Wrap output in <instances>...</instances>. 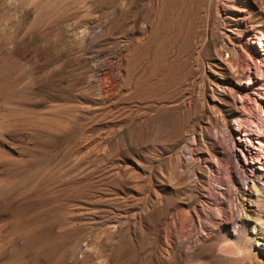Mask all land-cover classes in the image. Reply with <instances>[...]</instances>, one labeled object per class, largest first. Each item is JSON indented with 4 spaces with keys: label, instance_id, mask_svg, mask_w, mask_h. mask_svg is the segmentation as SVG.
I'll list each match as a JSON object with an SVG mask.
<instances>
[{
    "label": "bare ground",
    "instance_id": "1",
    "mask_svg": "<svg viewBox=\"0 0 264 264\" xmlns=\"http://www.w3.org/2000/svg\"><path fill=\"white\" fill-rule=\"evenodd\" d=\"M114 1L115 0H106L107 9L110 7V5H112V3ZM34 2H38V6H36V8H35V15H34L33 21L34 22L37 20L42 21L44 28L46 27V25L51 24V23L54 24V26H56L57 16H58L59 12H61L62 6L64 5L65 1L64 0H36ZM229 2H230L229 0L228 1H225V0H119L118 6L116 8L117 9L116 20H113L111 18L107 19L106 25H104V27H102L104 22H103V24L98 23L96 12H94V9H92L89 6V8L92 10H89L90 13H87L88 15L86 14L87 18L85 17V13H86V11H85L84 18H86V19H82V20H84V23H81L82 25L85 24L84 26H82L84 28L82 30L80 29L79 33L76 30L74 31L73 27L70 28L67 26L68 28H67V30H65L67 35L72 36V37L70 36L72 38V39L70 38V40H72V42H73V37H74L73 32L74 33L77 32L78 35H80V37H81L80 38L81 41L83 40L84 42L87 39H89V40H92V42L96 43L98 41V39H100L99 36L104 34V36L103 35L102 36L104 37L106 43H109V42L112 43V47L107 49L106 53L104 54V57L102 59L98 60V63L100 62L102 64L101 68H94V66L91 64L85 65L83 68L79 67V69H81L79 72V76L82 79V81H84L85 84H87V91L89 90L88 89V87H89L93 91V93L91 92L90 95L91 94L95 95L93 97V99L97 103L99 102L100 105H102V108L105 110V112L108 113V115L110 116L107 120V124L109 126H108V128H106L107 135H105L103 137L104 140H106L112 133H114V131H118L121 128L122 124L128 125L134 121L140 122L144 118V116L152 114L153 112H156L159 109L171 107V108L179 109V111H180L179 112L180 116L178 117V121H176V122H178V128H177V131L174 135V138L171 137V139H173L175 142H177V141L179 142V140H180L182 142V145H181L179 150L172 152V154H171L172 159H173L172 163L175 162L176 166L185 167L186 169L189 170L188 180L191 182L193 187H195V189L198 190V192H199L198 194H193V196H192L193 199L187 204L186 209H183V210L177 209L176 210L175 207H173L172 203L169 205V203H167V201H165L162 197H160L158 195V193L156 192V190L152 186L153 181H156V182L161 181L162 183L166 182V181H164V180H166L165 179L166 174L164 173L165 170L163 171L161 169L163 171V173L165 174L164 176L162 175V172L161 173L159 172V171H161L160 169L158 170L159 173L158 172L156 173L157 170L155 171V169L153 168V166L151 164L152 163L151 161H153V163H156V162H154V160H152L153 158H151L153 155L150 154L149 151H148V153L146 152V149L148 150L149 146H151L150 147L151 149L155 150L156 153L155 152H153V153H155L156 155H158L159 152L165 150V148L167 146H165L162 143V141L159 142V140L161 139L160 137H159L160 139H157L158 137L156 138L158 140V142H156L157 140L155 139L156 140L155 141L152 137L153 141H155L156 143H152L153 141L148 138L149 141L150 140L152 141V142L150 141L151 142L150 143L149 141H147L148 139H146V138L148 136L146 135L147 137H145V140L147 143L149 142L150 144L149 143L148 144L142 143V145H139L138 149H136L137 152L135 151V153L137 154V156H139L140 161L137 162V161L132 160L134 165L137 166V169L141 172V175H134L135 180L132 181L135 185H138V191L137 192L139 195V198L137 201L139 204L138 213L133 215V216H135L139 222V221L146 219L147 214H151V216L154 220L153 223H155L157 225H161V229L164 231V238L166 236L170 240L169 264L170 263L174 264L177 261H179V262L186 261V260L192 259V257H194L196 255L209 256L210 258L209 257L208 258L210 259V261L213 264H244L245 262H247V263L252 262V250H248L245 248V250L240 251L239 248L236 247L237 245L235 246L234 245L235 243L233 244V242H224V243L217 242V237H219L218 236L219 234L220 235L226 234V233L228 234V232H231L232 235H234V234H237L241 228L247 229L249 234L252 235L254 239H256V246L257 247H260L262 245L264 246V218L261 216L254 217L251 214L252 209H256L260 205H262L264 207V34L262 35V37H260V35H259V29L261 27L264 28V7L263 6L262 7L256 6V7H252L249 9L250 12H248V18H250L249 17L250 13H251V16L253 18H252V21L250 23L249 30L247 31L246 37H245V43L247 45V48L249 49V51L247 52V50L246 51L243 50L242 49L243 47H241V45L239 44L240 35L236 34L237 32L235 33V30L240 28L242 26V24L246 21L245 16L244 15L239 16V17L227 16V10L232 8V6H233ZM80 3H82V2H80ZM80 3H79V5H81ZM83 3H84V1H83ZM73 5H75V4H73ZM86 10H88V9H86ZM107 11H109V10H107ZM189 11H191V12L193 11V14L196 17H198V18L200 17L202 19L203 27H202V30L200 29L201 32L198 34H194V33L189 34L188 32L181 33V37L178 40L171 38V35L169 34L170 29L172 30L175 28L178 32V30L181 29V25H182V23H184L186 15ZM83 12L84 11H82L80 14H82ZM107 13H109V12H107ZM110 13L112 14L113 11L111 10ZM75 17H77V16H75ZM187 19H189V16ZM102 21H103V19H102ZM248 21H249V19H248ZM80 22H83V21H80ZM202 22H201V24H202ZM35 23H39V21H37ZM190 25H191V23H190ZM195 25H196V23H195ZM62 26L64 27L65 25H62ZM71 26H73V25H71ZM217 27H219V34H220L221 42H222L221 46H216L215 42H214L215 39H213L214 35L216 34L215 32H216ZM253 27H257L256 32L252 30ZM53 28L58 29L57 27H53ZM60 29H61V26H60ZM51 30H53V29H51ZM61 30H63V29H61ZM116 30H118L119 33H118V35H116L114 37L111 34ZM196 30L197 29H195V32H196ZM51 32L52 31H50V33ZM65 32H64V34H65ZM46 33L49 34L48 30L46 31ZM54 33L56 34V32H54ZM59 33H58V36H59ZM77 33H76V35H77ZM91 33L93 34L92 37H90ZM242 33H243V31H242ZM40 35H43V34L41 33ZM60 35L62 36L63 33H60ZM65 35L62 36L64 39H65ZM102 36H101V38H103ZM56 37H57V35H56ZM56 37L54 36L52 38L54 39ZM58 38L60 39V37H58ZM74 38H76V36ZM41 41H43V40H41ZM58 41L60 42V40H58ZM67 42H69V40L65 41V43H67ZM75 42H77V41H75ZM75 42H73V43H75ZM73 43H70L71 46L64 49V52H66L68 54H73V46H72ZM77 43H75V44L77 45ZM45 44H46L45 45L46 48H48L49 47V46H47L48 44L47 43H45ZM62 46H64V45L62 44L61 47ZM41 47L43 48V46H41ZM55 48H56V46H55ZM56 50H58V49H56ZM46 51H48V50H46ZM49 51H53V49L49 50ZM55 52L56 53L53 52L54 62L56 60H58L57 59L58 58V56H57L58 51H55ZM62 53H63V51H62ZM46 54H49V53H46ZM46 54H44V55H46ZM50 54H52V52ZM73 57H71L72 62H73ZM55 58H56V60H55ZM44 59H46V58H44ZM45 61L46 60H44V62ZM46 62L48 63V61H46ZM52 62L53 61L51 60V63ZM71 66H73V65H71ZM71 66H70V68H71ZM43 67H44V64H43ZM53 69H55V68H53ZM215 72L218 73L217 76L215 75ZM51 74H53V72ZM49 75L48 74L46 75V73H45L46 77H48ZM53 75H51V76H53ZM12 77H13V75H12ZM72 78H73V76H72ZM187 79L191 80L193 85H194V83H196L195 86H196L197 92H198V97L196 95L197 98H195V97L192 98L190 96L189 91H187L188 88L185 91L180 92L178 95L174 96L172 94L174 87L178 86V89H179V85L181 83L187 82L186 81ZM46 80L48 81L47 78H46ZM72 80L74 81V79H72ZM56 82L58 83L59 80H56ZM52 83L50 82V84H52ZM58 85L59 84H57V86ZM51 86L53 87V84ZM52 87H49V89H52ZM192 87H194V86H192ZM8 89H10V88H8ZM84 89H86V88H84ZM9 91H11V90H9ZM134 93H138L139 95H141V98L143 99L141 101V103H142L141 106H139L137 104H130L128 101L125 100L127 97L133 95ZM53 95L55 96L56 93H54ZM57 95H58V93H57ZM91 96H93V95H91ZM1 97H3V96H1ZM208 98H211L213 100V104H211L208 101ZM132 101H134V100H132ZM216 101L223 103V108L225 111H227L226 115H224L222 112L215 114L214 108L217 104ZM0 102H1V100H0ZM4 102H3V104H4ZM254 113L255 114L259 113L261 115V119H260V121L259 120L256 121L253 119V117L250 118V121L253 124L254 129L251 128V130H248L246 128V126L243 124V122L246 121L245 120L246 118L249 119L250 115L254 114ZM8 114H9V112H8ZM42 120H44V119H42ZM46 121H48V119ZM70 121H69V119L67 120V122H70ZM99 121H96V122L99 123ZM7 122H9V121H7ZM63 122H65V121H63ZM63 122H56L55 120L53 121V119H51V122L49 121L46 123V125H44L45 128H44L43 134L46 138V142L47 141L52 142L53 139L55 140L54 137H57L58 136L57 133L60 131L59 130V128H60L59 123L61 124ZM66 123H65V125H66ZM155 125L157 126V124H155ZM208 125H211L215 129H222L224 134L226 133V135L231 139V142H230L231 148H230L229 152L225 149V146H224V144L221 143V141H219L215 136H212L211 134H209V132L207 131ZM61 126L64 127V125H62V124H61ZM211 126H210V128H211ZM63 127H61V129ZM66 127H67V125H66ZM169 127H171V126H169ZM98 128H100V127L97 126V129ZM139 128H141V127H139ZM64 129H65V127H64ZM154 129H156V128H153L152 132H154ZM157 129H159V126L157 127ZM15 130H17V129H15ZM15 130H11L10 127L8 126V124L0 125V148L3 149L1 154H0V173H2V174H0V176H3V173L5 175L8 174L9 172L11 173V170H13L14 168H18L20 171H23L22 169H20L23 167L22 166L23 164L20 163V160H19V163H15L12 161L13 158L10 155L11 152H13L12 151L13 150L12 149L13 144H11L12 146H10V143H11L10 139H11V136L13 134V131L15 132ZM132 130H134V127ZM138 131L139 130H137V132ZM40 132H42V130ZM161 133H163V132H161ZM172 133H173V131H172ZM14 134H16V132ZM102 134H103V132H102ZM133 134L134 133H132V136L135 139V137L137 135H135V137H134ZM140 134H142V133H140ZM28 135H30V134H28ZM148 135L151 138L150 134H148ZM170 136H171V134H170ZM170 136H168V137H170ZM133 138H131V139L133 140ZM11 140H13V139H11ZM161 140H163V139H161ZM170 140H169V142H167V140H166V141H164V143L166 142L168 144V143L172 142ZM129 141H130V139H129ZM44 142H45V139H44ZM99 142H101V141H99ZM132 142H131V144H132ZM202 142H204V143L207 142L208 146H210V149L208 151H206L205 155H203V156H201V155L200 156H194L193 147L195 145L202 143ZM108 143H110V142H108ZM161 143H162V145H161ZM15 144L17 145V143H15ZM15 144H14V146L16 147ZM110 144H112V143H110ZM173 144H175V143H173ZM130 145H128V146H130ZM163 145L165 147H163ZM18 146H19V144H18ZM46 146H47V143H46L45 147ZM96 146H94V147H96ZM112 146L114 147L113 144H112ZM112 146L110 145V147H112ZM122 146H124V145H122ZM137 146H135V147H137ZM116 148H117V146H116ZM116 148H115V151H116ZM96 149H97V147H96ZM144 149H145V151H144ZM71 151L73 152L74 149ZM94 151H95V149H94ZM15 152H16V150H15ZM93 152H89V153L92 154ZM129 152H131V151L127 152L128 156H129ZM113 153H115V152L113 151ZM120 153H123L122 150ZM71 154L73 155V153H71ZM91 154H90V157H91ZM97 154H98V152H97ZM149 154L152 156H150ZM101 155H102V153H101ZM27 156H29V155H27ZM125 156H127L126 152L123 155V157H125ZM131 156L132 155H130L129 157H131ZM21 157L23 158L24 156H21ZM79 157H80V155H79ZM86 157H88V156H86ZM104 157L109 158L110 156H104ZM132 157H131V159H132ZM92 158H94V157L92 156ZM98 158H99V156H98ZM100 159H102V157ZM122 160H123V158H122ZM136 160H137V158H136ZM141 160L148 161L149 164L144 165L141 163ZM201 160H203V163H205L204 165L201 164ZM101 161H100V163H102ZM79 163H80V161H79ZM81 163H83V161ZM98 163L99 162H97V166H98ZM103 163H104V161H103ZM118 163L112 164V165L109 163L110 166L101 170L98 173L97 178H100V179L104 178L105 180H113V181L115 180V181L120 182L121 183L120 185L122 186V183L126 180V178L124 177V168L120 165V162H118ZM92 165L93 164H91V166ZM164 165L165 164H163V166ZM169 165H170V163H169ZM169 165H167V163H166L167 167H169ZM236 165L241 167L242 170L248 171L250 175L248 177H246V179L241 177V175H239L237 170H236V168H237ZM94 166H96V165H94ZM166 166H164V167H166ZM49 167H51V166H49ZM69 167H68V170H70V168H73L72 166L70 168ZM102 167L103 166H101L100 169ZM214 167H217V169H218L217 171H219V173L221 174L219 176H218V174H217V176L215 175L218 178V181L221 183L222 186L226 185L227 188H226L225 195L223 193V195H224L223 197H220V196L217 197L216 196V198L214 199L215 203H216L215 212L208 213L205 210L204 200L202 199V197H206L208 199H211L213 197L212 193H211L210 180L212 179L211 174H213ZM90 168H93V167H90ZM156 168L158 169V167H156ZM34 169H37V167ZM57 169H59V168H57ZM127 169H129V167ZM97 170L98 169H96L95 171H97ZM54 171L55 170H53V172ZM61 171L64 172L63 170H61ZM85 171H87V170H85ZM125 171H127V170H125ZM12 172H14V171H12ZM43 172L44 173L46 172V175L43 178L44 179L43 190L45 193L44 195H46L48 198H50L60 189V185H61L62 180L56 179V177L54 176L55 174L53 175V172H48V171H43ZM65 172H67V171H65ZM129 172H131V171H129ZM134 173H136V172H134ZM13 174L15 175V172ZM41 174L43 175V173H41ZM168 174H169L168 176L166 175V177L169 178V179L167 178V180L175 179L173 172L169 171ZM57 175H59V174H57ZM61 175L63 176V173ZM223 175H225L226 179H225V177L222 178ZM20 176L16 175V178L13 177L14 179H9L7 177L6 178H3V177L0 178V203H1L0 206H2V205L6 206L7 204H11L9 202H10V199L12 197L9 198L10 197L9 194L12 193V190L14 191L15 187H16L15 194L18 197V203L16 205L22 206L24 204L23 194H25L24 191L27 187L24 190H19V188L24 187V178L20 177ZM24 176H25V174H24ZM77 177H79V176L77 175ZM66 178H68V177H66ZM82 180H83V178H82ZM82 180H80V181H82ZM91 180L92 179H90V181ZM66 181H64V183ZM85 182H86V180H85ZM101 182H102V180H101ZM118 182H117V184H119ZM68 183H70V182H68ZM35 184H36V181H35ZM109 185H107V186H109ZM113 185H115V183ZM172 185L173 184H171V186ZM25 186H26V184H25ZM30 186L32 188H34L31 184H30ZM99 186H100V184H99ZM41 187H42V185H41ZM35 190H37V189H35ZM29 191H30V189L28 190V192ZM98 192H100V191H98ZM26 193H27V191H26ZM39 193H42V192H39ZM91 193H93V190L89 194L91 195ZM34 194H36V193H34ZM92 195L94 196V194H92ZM97 195L95 194V196H97ZM60 197H63V195ZM13 198H14V196H13ZM30 198L32 200V199L37 198V197H34V198L30 197ZM63 198H60V199H63ZM25 200H29V199L26 198ZM15 202H17V201H14V203ZM50 204L52 205V203H50ZM53 204H55V203H53ZM56 204H59V203H56ZM16 205H14V206H16ZM11 206H12V210H14V212L12 211L11 213H16L17 211L15 209H13V205H11ZM42 206H39V207H42ZM44 206H46V205H44ZM68 208H65V209H68ZM73 208H74V206H73ZM225 208L228 209L229 213L231 214V218L229 220H227L228 218L227 219L222 218V216L220 214V212L223 211ZM4 211H2V213ZM48 211H50V210H48ZM2 213L0 215H2ZM41 214L43 215V213H41ZM20 215H19V217H20L19 220H15V222H16L15 225L19 228H23V226H25V222L27 221V218L25 216V213H23V212ZM9 216H11V215H9ZM13 216H17V215L14 214ZM67 216H69V215H67ZM73 217H74V215H73ZM42 219H43V217H42ZM206 219H208L209 222L206 221ZM53 222H54V220L52 219L50 221V226H52ZM62 222H64V221H62ZM67 222H69V221H67ZM36 224H34L32 226H37L38 224L37 225ZM122 226H123V222H121L120 219L114 221V224L112 226L113 228H112L110 233L117 232V233L121 234L120 229L122 228ZM55 227L56 228L54 229V235H55V237L59 238L62 234L59 223ZM26 228H25L26 230H29L31 227L29 226ZM17 231H18V229H17ZM159 231H161V230H159ZM36 233H32V232H28V231H22V234L24 236V240H23L24 242L23 243L27 244V245L31 243V246L33 244L37 248L36 250H38V249L43 250L44 248H46L47 253H49L51 255L53 253V251L55 250V245L57 244V242H52L51 240H49L50 239L49 237L52 235H50L48 237L49 239H47L43 235L40 236V235H37ZM117 233H115V234H117ZM20 236H22V235H20ZM112 237L114 238V236H112ZM52 238H54V237H52ZM166 239H164V240H166ZM59 240L60 239H57L58 242H59ZM87 240H88V238H87ZM66 243L68 244L69 242H67V240H66ZM73 243L74 242L72 239V244H71L70 250H68V252L69 251L73 252ZM168 243H169V241H168ZM62 244H63V242H62ZM89 244H91V243H88V245ZM4 245H2V243H0V255L1 254L4 255V253H6L5 252V246L6 245L5 246ZM57 245H59V244H57ZM63 246H67V245L64 244ZM80 247L81 246H79V248ZM56 248H57V246H56ZM32 249H33V247H32ZM58 249H60V248H58ZM62 249H63V247H62ZM257 249H259V248H257ZM162 250H163V248H162ZM59 252H61V251H59ZM7 253L8 254L6 256H0V264H16L18 258H20V257H18L19 251H13L12 250L10 253L9 252H7ZM72 254H74V253H72ZM54 256H55V254H54ZM68 256H69V254H68ZM196 257H198V256H196ZM67 258H69V257H67ZM160 258H162V257H160ZM167 258H169V257H167ZM157 259H158V257H157ZM55 260H56V258H55ZM187 262H190V261H187ZM183 263H185V262H183ZM193 263H195V262H193ZM198 263H200V262H198ZM201 263H203V262H201ZM72 264H74V262ZM166 264H168V263L166 262ZM188 264H190V263H188ZM248 264H251V263H248Z\"/></svg>",
    "mask_w": 264,
    "mask_h": 264
},
{
    "label": "rangeland",
    "instance_id": "2",
    "mask_svg": "<svg viewBox=\"0 0 264 264\" xmlns=\"http://www.w3.org/2000/svg\"><path fill=\"white\" fill-rule=\"evenodd\" d=\"M34 1H36V0H0V100H1V102H0V125L8 124V126L10 127L11 130L17 129V130H15L16 134H14L15 132L13 131V134L11 136V139H13V140L10 139V142H11L10 146H12L11 144H13V146H12L13 152H11L10 155L13 158V160H12L13 162L19 163V160H20V163L23 164L22 165L23 167L20 168L23 171H20L18 168H14L13 170H11V173L9 172L8 174H6L7 176L3 173V176H0V178H2V177L6 178L7 177L9 179H14V178H16V175L17 176L21 175L20 177L24 178V187L19 188V190H24L27 187L24 191L25 194H23L24 204L22 206L16 205L18 203V197L15 194L16 187H15L14 191L12 190V193L9 194V196H10L9 198L12 197L11 198L12 200L10 199V202H9L11 204H7L8 206L7 205L6 206H3V205L0 206L1 207L0 208V214L2 213V211L5 210L2 213V215H0V243H2V245H4V244L6 245V246L4 245L6 253H4V255L1 254L0 256H6L8 254L7 252L10 253L12 250L13 251H19L18 257H20V258H18V260L20 262L17 260L16 264H18V263L19 264H26V263L27 264H70L71 263L72 264L73 262H74V264H166V262L169 264L170 240L166 236L164 238V231L161 229V225H157V224L153 223L154 220H153L151 214H147L146 219L139 221V222H138V219L135 216H133V215L138 213L139 204L137 201H138L139 195L137 192L138 191V185H135L132 181L135 180L134 175H141V172L137 169V166L134 165L132 160L137 161V162L140 161L139 160L140 158H139V156H137L135 151H136V149H138L139 145H142V143H144V144L147 143L145 140V137L148 136L146 139L149 138L152 141H153V139L155 140L157 137H158L157 139H160V138L163 139V140L160 139L159 142L162 141V143L165 146H167L168 148L166 147L164 151H161L158 153V155H156L155 150L151 149L150 148L151 146H149L148 150L146 149V152L148 153V151H149L150 154H152L153 156L155 155L153 157L152 155L149 154L150 156H152L151 157V158H153L152 160H154V162H156V163H153V161H151L153 168L155 169V171L157 170L156 173L158 172L159 169L160 170L162 169L163 171L165 170L164 173L168 176L169 175L168 172L170 171V172H173L175 179L167 180L168 177H166V175L161 170L159 172L160 173L162 172L163 176L165 175L166 180H164V181H166V182L162 183L161 181H158V182L153 181L152 186L156 190L158 195L160 197H162L165 201H167V203H169V205L172 203L173 207H175L176 210L177 209L178 210L186 209L187 204L193 199L192 198L193 194H198L199 192H198V190L195 189V187H193L191 182L188 180L189 170L186 169L185 167L176 166L175 162L172 163V160H173L172 156H171L172 152L179 150L181 145H182V142L180 140H179V142L178 141L175 142L173 139H171V137L174 138V135H175L177 128H178V122H176V121H178V117L180 116L179 109L171 108V107L159 109L158 111L153 112L152 114L146 115L147 117L144 116V118L140 122L134 121L128 125L122 124L121 128L118 131H114V133H112L110 135L111 137L109 136L106 140H104L103 137L105 135H107L106 128H108V126H109L107 124V120L110 116L102 108V105H100L99 102L97 103L93 99V97L95 95L94 94H91L93 96L90 95V93L91 92L93 93V91L89 87H88L89 90L87 91V84H85V82L82 81V79L79 76V72L81 70V69H79V67L83 68L85 65L91 64L94 66V68H101L102 64L100 62L98 63V60H100L104 57V54L106 53L107 49L112 47V43L111 42L106 43V41L103 37L104 34H102L103 36L101 35L103 38H101V36H99L100 39H98V41L96 42L97 44L92 42V40H89V39H87L84 42L83 40L81 41V39H80L81 37H80V35H78V33L80 32V29L82 30L84 28L82 26H84L85 24H83V25L81 24V23H84V20H82V19L87 18L86 17L88 15L87 13H90L89 10L94 9V12H96V16H97L99 24L100 23L103 24V22H104L103 25L101 24L102 27H104V25H106L107 19L111 18L113 20H116V18H117V9L116 8L118 6L119 0H115L112 3V5H110V7L108 9H107L106 0H95V1L94 0H81V1L80 0L79 1L78 0H64L65 2H64V5L62 6L61 12H59V14L57 16L56 26H54V24L51 23V24L46 25L45 28H44L42 21L37 20V21H39L40 24L35 23L37 21H35V22L33 21L34 15H35V8H36V6H38V2H34ZM83 1H84V3H83ZM225 1H228V0H225ZM229 1H230L229 3H231L233 6H232V8L227 10V16H229V17L230 16L231 17H239L242 15L245 16V19H246L245 22L246 23L244 22L240 28L235 30V33L237 32L236 34L240 35L239 44L241 45V47H243L242 49L245 51L247 50V52H248L249 49L247 48V45L245 43V37H246L247 31L249 30L250 23H251L252 18H253L251 16V13L249 16L250 18H248V12H250L249 9L252 7H256V6H259V7L263 6L264 7V0H229ZM78 2L79 3L82 2V3H80L81 5H79ZM73 4H75V5H73ZM89 6L92 9H90ZM86 9H88V10H86ZM107 10H109V11H107ZM111 10L113 11L112 14L110 13ZM82 11H84V12L82 14H80ZM85 11H86V13H85ZM107 12H109V13H107ZM84 13H85L86 18H84ZM74 15L77 17H75ZM188 16H189V19H187ZM102 19H103V21H102ZM248 19H249V21H248ZM80 21H83V22H80ZM201 22H202V19L200 17L199 18L196 17L193 14V11L192 12L189 11L186 15L184 23H182V25H181V29L178 30V32L175 28L172 30L170 29L169 34L171 35V38L176 39V40H178L181 37V33L188 32L189 34H193V33L198 34L201 32L202 27H203V22H202V24H201ZM190 23H191V25H190ZM195 23H196V25H195ZM62 25H65V26L63 27ZM71 25H73V26H71ZM60 26H61V29H63L64 31L60 29ZM67 26L70 28L73 27L74 31L75 30L78 31V33L76 32L77 35H76V33L73 32V36L74 37L76 36V38L73 37V42H75V41H77L78 43L80 42L79 44L77 42H75V43H77V45L75 43H73L72 40H70V38L72 36L66 34L65 30H67V28H68ZM53 27H57L58 29H55ZM193 27L195 29H197L196 32H195V29ZM46 29L48 30L49 34L46 33V31H47ZM51 29H53V30H51ZM252 30L256 32L257 27H253ZM50 31H52V32L50 33ZM58 31L59 32L61 31L60 33H63V35L66 34L65 39L62 37L63 35L61 36ZM242 31L244 34L242 33ZM54 32H56V34ZM57 32L59 33V36H58ZM64 32H65V34H64ZM41 33L43 35H40ZM118 33H119L118 30H116L111 35L115 37L116 35H118ZM215 33L216 34L213 37V39H215L214 40L215 45L221 46L222 42H221V37L219 34V27L216 28ZM52 34L55 37L57 35V37L53 39L52 37H54V36ZM263 34H264V28L261 27L259 29L260 37H262ZM92 35L93 34L91 33L90 37H92ZM58 37H60V39ZM67 39L69 40V42L65 43V41H68ZM41 40H43V41H41ZM58 40H60V42ZM45 43L48 44L47 45V46H49L48 48H46ZM70 43H73L72 44L73 54H68V53L64 52V49L71 46ZM62 44L64 46L61 47ZM41 46H43V48L45 50ZM55 46H56V48H55ZM51 48L53 49V51H49V50H52ZM56 49H58V50H56ZM46 50H48V51H46ZM54 50L58 51V55H57L58 60H56V58H55V60H56L55 62L53 60L54 59L53 52L56 53ZM62 51H63V53H62ZM51 52H52V54H50ZM46 53H49V54H46ZM44 54H46V55H44ZM71 57H73L74 63L72 62ZM44 58H46V59H44ZM44 60L48 61V63L46 61L44 62ZM51 60L53 61L52 62L53 64L51 63ZM43 64H44V67H43ZM71 65H73V66H71ZM70 66H71V68H70ZM52 67L55 69H53ZM50 72L51 73L53 72L54 75L51 74ZM45 73H46V75L47 74L48 75L50 74V75L48 77H46ZM12 75H13V77H12ZM51 75H53V76H51ZM71 75L73 76V78ZM215 75L217 76L218 73L215 72ZM46 78L48 79V81L46 80ZM72 79H74V81ZM56 80H59V82L57 83ZM188 80L189 79L186 80L187 82L181 83L179 85V89H178V86L174 87L172 94L174 96L178 95L180 92L185 91L188 88L187 91H189L190 96L192 98H194V97L197 98L198 92H197V88L195 86L196 83H194V85H193L192 81L191 80L188 81ZM50 82L51 83L53 82L52 84H53L54 88L51 86L52 84H50ZM57 84H59V85L57 86ZM192 86H194V87H192ZM49 87H52V89H49ZM8 88H10V89H8ZM84 88H86V89H84ZM9 90H11V91H9ZM54 93H56L55 96L53 95ZM57 93H58V95H57ZM196 95H197V97H196ZM1 96H3V97H1ZM125 100L128 101L130 104H137V105L141 106L142 105L141 101L143 99L141 98V95H139L138 93H134L133 95L127 97ZM132 100H134V101H132ZM211 100H212L211 98H208V101L211 104H213V100L212 101ZM3 102H4V104H3ZM216 103L217 104L214 108L215 114L222 112L224 115H226L227 111L224 110L223 103L218 102V101H216ZM8 112H9V114H8ZM101 113L102 114L104 113V114L102 115ZM252 117L256 121H258V120L260 121V119H261V115L259 113L251 114L249 119L246 118L245 119L246 121H244L245 123L243 122V124L246 126V128L248 130H251V128L254 129V126L250 121V118H252ZM41 118L44 120H42ZM47 119H48V121H46ZM51 119H53V121L55 120L56 122L65 121V122L61 123L62 125H64L65 129L59 123V127H60L59 130L61 132L59 131L57 133L58 136L56 135L57 137H54L55 140L53 139L52 142L51 141L46 142V138L43 134L44 128H45L44 125H46V123L49 121L51 122ZM68 119H69V121L70 120L71 121L67 122ZM103 119L104 120L106 119V120L104 121ZM7 121H9V122H7ZM96 121H99V123ZM65 123H66L67 127H66ZM155 124H157V126ZM97 126L100 128L97 129ZM158 126H159V129H157ZM169 126H171V127H169ZM210 126L211 125L207 126L208 127L207 131L209 132V134H211L212 136H215L219 141H221V143L224 144L225 149L229 152L230 148H231L230 147L231 146V143H230L231 139L226 135V133L224 134L222 129H215L212 126L210 128ZM61 127H63V128L61 129ZM133 127H134V130H132ZM139 127H141V128H139ZM153 128H156V129H154V132H152ZM40 129L42 130V132H40L41 131ZM136 129L139 131L137 132ZM172 131H173V133H172ZM102 132H103V134H102ZM161 132H163V133H161ZM132 133H134L133 134L134 137H135V135H137L136 136L137 138L135 137V139H134L132 136ZM140 133H142V134H140ZM28 134H30V135H28ZM148 134H150L151 138L149 137ZM170 134H171V136H170ZM168 136H170V137H168ZM152 137H153V139H152ZM131 138H133V140ZM44 139H45V142L47 143L46 147H45L46 143L44 142ZM129 139H130V141H129ZM149 139L147 141H149ZM168 139L169 140L171 139L170 141H172V142L174 141L173 143H175V144H173L172 142H170L168 144L165 142L166 143L165 144L164 141L167 140V142H169ZM99 141H101L102 143ZM155 141H153L152 143L158 142V140L156 142ZM108 142L112 143L114 145V147L112 146V144H110ZM131 142H132V144H131ZM15 143H17V145ZM162 143H161V145H162ZM14 144L16 145L17 148L14 146ZM18 144H19V146H18ZM110 145L113 148L110 147ZM122 145H124L125 147ZM128 145H130V146H128ZM164 145H163V147H165ZM94 146H96L97 149ZM116 146H117V148H116ZM135 146H137V147H135ZM115 148H116V151H115ZM73 149H74V151L72 152L71 150H73ZM94 149H95V151H94ZM118 149L119 150L121 149L123 153H120L121 150L119 151ZM209 149H210V146H208L207 142L206 143L202 142L198 145H195L193 147L194 156H200V155L203 156V155H205L206 151H208ZM2 150L3 149L0 148V154H1ZM15 150H16V152H15ZM113 151L115 153H113ZM124 151L127 154V156H125V157H123V155L125 154ZM128 151L132 152V153L129 152V156L130 155L133 156V157L131 156L132 159H131V157L128 156V153H127ZM144 151H145V149H144ZM89 152H93V153L91 154ZM97 152H98V154H97ZM153 152H155V153H153ZM71 153H73V155ZM101 153H102V155H101ZM90 154H91V157H90ZM27 155H29V156H27ZM79 155H80V157H79ZM21 156H24V157L22 158ZM86 156H88V157H86ZM92 156L94 158H92ZM98 156H99V158H98ZM104 156H110V157L107 158ZM101 157H102V159H100ZM135 157L137 158V160ZM122 158H123V160H122ZM79 161H80V163H79ZM82 161H83V163H81ZM100 161L102 163H100ZM103 161H104V163H103ZM97 162H99L98 166H97ZM118 162H120V165L124 168V177L126 178V180L122 183L123 187L120 185L121 183L118 181L105 180L104 178L103 179L97 178L98 173L101 170L110 166V164L112 165V164H116ZM165 162L167 163V165H169V163H170L169 167L166 166ZM141 163L144 165L149 164V162L145 161V160H141ZM91 164H93V165L91 166ZM163 164H165L164 166H166V167H164ZM201 164L202 165L205 164V163H203V160H201ZM94 165H96V166H94ZM47 166L48 167L51 166V167L48 168ZM69 166L70 167L72 166L73 168H70ZM101 166H103V167L100 169ZM36 167H37V169H34ZM68 167L70 168V170H68ZM88 167L89 168L93 167V168L89 169ZM128 167H129V169H127ZM156 167H158V169ZM57 168H59V169H57ZM60 169L63 170L64 172H62ZM96 169H98V170L95 171ZM42 170L48 171V172H53V170H55L53 172V175L55 174L54 176L56 177V179L62 180L61 185H60V189L50 198H48L46 195H44L45 193L43 190V183H44L43 178L45 177L46 172L44 173ZM85 170H87V171H85ZM125 170H127V171H125ZM128 170L131 172H129ZM217 170H218L217 167H214V171H213L214 175L211 174L213 180L212 179L210 180L211 193H212L213 197L211 199H208L206 197H202V199L204 200L205 210L208 213L215 212L216 203H215L214 199L216 198V196L217 197H219V196L223 197L225 195L226 188H227L226 185L222 186L221 183L218 181V178L216 176H217V174H218V176L221 174ZM236 170H237L238 174L241 175V177H243L244 179H246V177H248L250 175L248 171L242 170V168L239 166H237ZM12 171L15 172V175L13 174L14 172H12ZM65 171H67V172H65ZM134 172H136V173H134ZM41 173H43V175ZM62 173H63V176L61 175ZM0 174H2V173H0ZM24 174H25V176H24ZM57 174H59V175H57ZM125 174L126 175L128 174V175L126 176ZM77 175L79 177H77ZM66 177H68V178H66ZM224 177H225V175L222 176V178H224ZM82 178H83V180L85 179L86 182H85V180L83 181ZM90 179H92L93 181L92 180L90 181ZM225 179H226V177H225ZM80 180H82V181H80ZM101 180H102V182H101ZM35 181H36V184L38 183L37 185L35 184ZM64 181H66V182L64 183ZM169 181L170 182L172 181V182L170 183ZM68 182H70V183H68ZM117 182L119 184H117ZM114 183H115V185H113ZM25 184H26V186H25ZM30 184L32 186L35 184L33 186L34 188H32L30 186ZM99 184H100V186H99ZM171 184H173V185L171 186ZM41 185H42V187H41ZM107 185H109L110 187ZM29 189H30V191L28 192ZM35 189H37V190H35ZM92 190H93V193H91V195H90L89 193L92 192ZM97 190L100 192H98ZM26 191H27V193H26ZM39 192H42L43 194L39 193ZM34 193H36V194H34ZM223 193H224V195H223ZM92 194H94V196ZM95 194L96 195L98 194L99 196L98 195L95 196ZM62 195L64 198L60 197ZM13 196H14V198H13ZM29 196L32 198H34V197H37V198H34L31 200V198ZM25 197L28 198L29 200H25L26 199ZM60 198H63V199H60ZM14 201H17V202L14 203ZM50 203H52V205ZM53 203H55V204H53ZM56 203H59L60 205L56 204ZM43 204L46 206H44ZM0 205H1V203H0ZM11 205H13V209H15L17 211V212L15 211L16 213H11L12 211L14 212V210H12ZM14 205H16V206H14ZM39 206H42L43 208L39 207ZM73 206H74V208H73ZM261 206L262 205H260L257 208L255 207L256 209H252L251 214L254 217L261 216L264 218V207L263 206L261 207ZM65 208H68V209H65ZM48 210H50V211H48ZM5 212L6 213L8 212V213L6 214ZM22 212L25 213L27 221L25 222V226H23V228H19L15 225L16 224L15 220H19V218H20L19 215ZM41 213H43V215ZM14 214L17 216H13ZM220 214H221L222 218H224V219L228 218L227 220H229L231 218V214L229 213L228 209H226V208L223 211H221ZM9 215H11V216H9ZM67 215H69V216H67ZM73 215H74V217H73ZM42 217H43V219H42ZM52 219L54 220V222H53L52 226H50V221ZM118 219H120V221L123 222V226L120 229L121 234H119L117 232H115L117 234L110 233L112 228H113L112 226L114 224V221H116ZM61 220L64 222H62ZM67 221H69V222H67ZM206 221L209 222L208 219H206ZM58 223H59L61 233H62L59 238L55 237V235H54V229L56 228L55 226ZM34 224H36L37 226H32ZM29 226L31 228L30 229L28 228L29 230H26L27 229L26 227H29ZM17 229H18V231H17ZM159 230H161V231H159ZM22 231H28V232H32V233L37 232L36 233L37 235H40V236L43 235L47 239L50 238L49 240H51L52 242H57V244H59L60 246L56 244L55 250L53 251V253L51 255L49 253H47L46 248H44L43 250H40V249L36 250L37 248L33 244L31 246V243H30V244H28L29 245L28 246L27 244L23 243L24 242L23 241L24 236L22 234ZM20 235H22V236H20ZM50 235H52V236H50ZM112 236H114V238ZM218 236L219 237H217V242H220V243L233 242V244L235 243L234 244L235 246L237 245L236 247H238L240 251L245 250V248L248 250H252V262H248V263L264 264V246L262 245L260 247H257L256 246V239H254L253 236L249 234L247 229L241 228L239 230V232L237 234H234V235H232L231 232H228V234L227 233L221 234V235L219 234ZM52 237H54V238H52ZM87 238H88V240H87ZM57 239H60L59 242L57 241ZM72 239L74 242L73 243V252L72 251L68 252V250H70V246L72 244ZM164 239H166V240H164ZM66 240H67V242H69L68 244L66 243ZM167 240L169 241V243ZM62 242H63V244H62ZM88 243H91V244L88 245ZM64 244L67 246H63ZM56 246H57V248H56ZM79 246H81V247L79 248ZM32 247H33V249H32ZM62 247H63V249H62ZM58 248H60V249H58ZM162 248H163V250H162ZM257 248H259V249H257ZM22 250L23 251L25 250V251L23 252ZM59 251H61V252H59ZM70 253L71 254L74 253V254L71 255ZM54 254H55V256H54ZM68 254H69V256H68ZM196 256H198V257H196ZM196 256L192 257L193 260L189 259V260L182 261V262L177 261L174 264H188V263L197 264L198 262H200L198 264H213L210 261L209 256H206V255H196ZM67 257H69V258H67ZM157 257H158V259H157ZM160 257H162V258H160ZM167 257H169V258H167ZM55 258H56V260H55ZM187 261H190V262H187ZM183 262H185V263H183ZM193 262H195V263H193ZM201 262H203V263H201ZM248 263L245 262L244 264H248Z\"/></svg>",
    "mask_w": 264,
    "mask_h": 264
}]
</instances>
